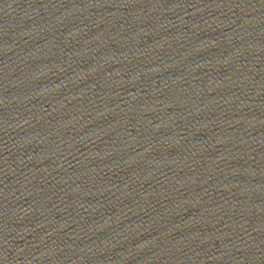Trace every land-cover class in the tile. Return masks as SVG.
<instances>
[{
	"label": "water",
	"instance_id": "obj_1",
	"mask_svg": "<svg viewBox=\"0 0 264 264\" xmlns=\"http://www.w3.org/2000/svg\"><path fill=\"white\" fill-rule=\"evenodd\" d=\"M0 264H264V0H0Z\"/></svg>",
	"mask_w": 264,
	"mask_h": 264
}]
</instances>
